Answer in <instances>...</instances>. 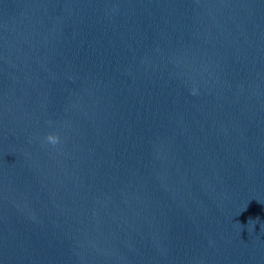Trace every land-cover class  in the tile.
<instances>
[{
    "label": "water",
    "instance_id": "1",
    "mask_svg": "<svg viewBox=\"0 0 264 264\" xmlns=\"http://www.w3.org/2000/svg\"><path fill=\"white\" fill-rule=\"evenodd\" d=\"M0 264H264V0H0Z\"/></svg>",
    "mask_w": 264,
    "mask_h": 264
},
{
    "label": "clouds",
    "instance_id": "2",
    "mask_svg": "<svg viewBox=\"0 0 264 264\" xmlns=\"http://www.w3.org/2000/svg\"><path fill=\"white\" fill-rule=\"evenodd\" d=\"M46 139H47L50 143L55 144V143H57L59 137H58L57 135H54V134H49V135L46 137Z\"/></svg>",
    "mask_w": 264,
    "mask_h": 264
}]
</instances>
